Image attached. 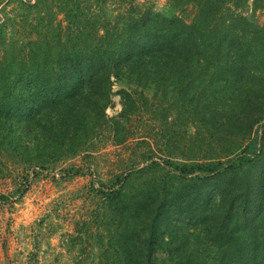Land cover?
<instances>
[{"label": "trees", "instance_id": "trees-1", "mask_svg": "<svg viewBox=\"0 0 264 264\" xmlns=\"http://www.w3.org/2000/svg\"><path fill=\"white\" fill-rule=\"evenodd\" d=\"M106 2H22L35 29L0 56V156L47 169L90 154L103 137L124 144L135 95L146 104L152 89L184 126L232 145L202 160L153 161L165 173L136 192L135 173L104 187V264H264V23L244 15L264 10V0H172L164 12L114 22ZM188 6L191 22L177 14ZM45 7L65 27L39 29ZM116 82L130 89L110 117Z\"/></svg>", "mask_w": 264, "mask_h": 264}, {"label": "rangeland", "instance_id": "rangeland-1", "mask_svg": "<svg viewBox=\"0 0 264 264\" xmlns=\"http://www.w3.org/2000/svg\"><path fill=\"white\" fill-rule=\"evenodd\" d=\"M24 1L30 0H0V56L11 43L27 41L28 29H35L27 28L24 21L30 13L22 6ZM171 3L107 0L105 14L114 22L117 17L137 16L148 9L164 12ZM42 14L47 19L39 29L65 27L64 16L56 8L46 11L45 7ZM177 14L191 22L195 9L188 6ZM244 15L264 23V10L254 12L250 6ZM38 16L36 11L30 14L34 23ZM125 89L130 87L114 83V105L107 112L110 117L120 115L123 107L119 93ZM141 92L135 95L139 110L125 123L130 139L124 144L103 137L90 154L81 153L47 169L0 156V196L8 197L0 203V264H104L101 244L108 238L101 220H97L104 209V187L135 173L128 191L136 192L165 173L161 167L150 169L153 161L162 163L171 153L181 160H202L204 155L215 156L232 145L211 139L198 125L184 126L183 121L176 120L175 109L168 111L170 102L163 104L161 98L156 99L152 89L143 91L145 104ZM168 101L172 102L170 98ZM70 169L83 172L68 178L65 171Z\"/></svg>", "mask_w": 264, "mask_h": 264}]
</instances>
